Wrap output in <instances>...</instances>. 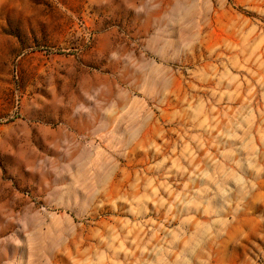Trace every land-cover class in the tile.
Here are the masks:
<instances>
[{
  "label": "rangeland",
  "instance_id": "374dc122",
  "mask_svg": "<svg viewBox=\"0 0 264 264\" xmlns=\"http://www.w3.org/2000/svg\"><path fill=\"white\" fill-rule=\"evenodd\" d=\"M0 264H264V0H0Z\"/></svg>",
  "mask_w": 264,
  "mask_h": 264
}]
</instances>
